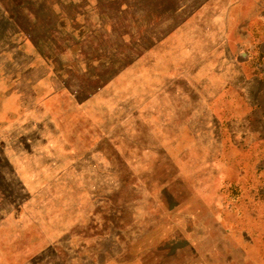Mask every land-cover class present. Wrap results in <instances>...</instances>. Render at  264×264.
I'll list each match as a JSON object with an SVG mask.
<instances>
[{
	"label": "rangeland",
	"instance_id": "1",
	"mask_svg": "<svg viewBox=\"0 0 264 264\" xmlns=\"http://www.w3.org/2000/svg\"><path fill=\"white\" fill-rule=\"evenodd\" d=\"M248 27L264 0H0V264H264L256 159L221 171L264 136Z\"/></svg>",
	"mask_w": 264,
	"mask_h": 264
},
{
	"label": "crops",
	"instance_id": "2",
	"mask_svg": "<svg viewBox=\"0 0 264 264\" xmlns=\"http://www.w3.org/2000/svg\"><path fill=\"white\" fill-rule=\"evenodd\" d=\"M239 33L241 35L239 36L241 42L236 44L237 49L233 52L239 50V53L243 58H238L239 60H236L238 62L234 74L236 80L240 83V88L236 87L235 89L236 92H242L243 95H246V98L248 96V93L253 92L256 93V95L257 93L260 94L259 99L262 105V102L264 100V96L261 97V94H264V65L263 62L257 60V58H260V55H264V45L251 43L252 32L249 27L246 29H242V31H240ZM257 83L258 86L256 87ZM262 111V116H264V109ZM253 112L254 110H245V112L242 114L248 115L250 117L251 115L255 114ZM250 120L251 119H248L249 125L251 126L252 122ZM245 143L246 145L244 146L234 145L231 147L230 151L226 152L227 160L224 161L225 166L221 171L226 172L228 170V167L233 166L236 168V171H238V175H243L247 170L245 166L247 157L255 158V170L257 169L259 173V175H255V178H258L261 181L264 179V166H261L264 165V136L262 137L261 135L259 139L255 136L254 139L244 141V144ZM260 147H262V149ZM229 156H231L232 159H229ZM240 161L243 162L240 163ZM248 164L251 163L248 161ZM239 185L242 189H245L243 182H240Z\"/></svg>",
	"mask_w": 264,
	"mask_h": 264
}]
</instances>
